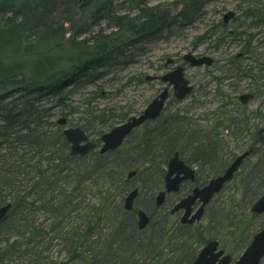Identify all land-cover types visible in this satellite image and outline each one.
Listing matches in <instances>:
<instances>
[{
	"label": "trees",
	"instance_id": "16d2710c",
	"mask_svg": "<svg viewBox=\"0 0 264 264\" xmlns=\"http://www.w3.org/2000/svg\"><path fill=\"white\" fill-rule=\"evenodd\" d=\"M213 1L179 0L173 15L146 0H93L90 14L80 0H0V207L13 203L0 224V264H145L154 259L153 240L141 237L146 231L138 230L135 210L123 208L131 189L124 174L138 169L140 190L148 186L154 195L174 152L184 154L188 144L198 149L193 122L163 115L117 151L73 157L52 107L40 106L38 99L57 96L59 113L72 123L65 88L102 80L114 65L133 60L127 48L192 24ZM245 12L254 24H264V15ZM103 21L106 29L92 30ZM218 28L213 25L211 33ZM130 115V108L93 115L101 124L95 141ZM82 127L91 134L89 123ZM248 184L260 195L264 174L252 175ZM39 210L48 211L53 221L39 222ZM150 215L147 230L155 221ZM182 229L174 224L172 232ZM166 230L162 226L158 235ZM212 237L223 244L219 234ZM250 238V233L242 238L240 249ZM206 241L203 234L201 242Z\"/></svg>",
	"mask_w": 264,
	"mask_h": 264
},
{
	"label": "rangeland",
	"instance_id": "374dc122",
	"mask_svg": "<svg viewBox=\"0 0 264 264\" xmlns=\"http://www.w3.org/2000/svg\"><path fill=\"white\" fill-rule=\"evenodd\" d=\"M146 1L150 7L161 6V8H168L173 15L179 11V7H174L175 3L179 0ZM93 7L94 2L92 0L88 4V14L93 10ZM263 7L264 0L213 1L205 6L204 12L206 14L196 19L193 24L185 27L174 26L171 30L165 31L159 39L127 48V54L131 53L133 55L132 61L114 65L104 75V78L95 84L80 88H65L62 95L67 97L66 105L69 106L67 109L70 108L72 111V116L70 117L72 123L70 122L69 125L82 127L83 124L89 123L93 128L89 135L92 139H95V131L101 128V124L93 121V115L101 113V110L114 109L120 112L127 111L130 108L131 113L138 114L145 109L165 86L161 81L146 82V75L161 76L164 74L171 68V66L165 67L169 58L174 59L178 64H184L183 55L186 53H193L197 56L207 55L216 59L221 67L229 64V60L243 51L247 47L246 43H250L249 50L252 62L257 58H261V61L264 62V24L254 27L252 26V22H250L251 19H247L244 17L245 13H242L243 10L249 9L262 10ZM231 10L236 12V17L227 26L226 35L222 36L225 37L220 42L223 45L215 47L213 40L217 39V37L210 35L211 33L208 34V32L211 31L213 24L222 21L224 14ZM106 25L107 23L103 21L93 27L92 30L95 32L100 29L104 30L106 29ZM105 31L106 34L110 33V30ZM229 31H233L235 34L229 36ZM67 38H69V35ZM185 76L194 85L193 93L181 102L170 100L167 103L164 115H174L179 112L180 116L191 119L194 125L193 128L199 130L204 125L202 121L198 120L202 103L204 101H212L211 108H216L225 101L222 94L228 95L229 98L230 95L231 98L233 95L235 97L236 94L234 93L236 90H234L235 92L231 91V85L236 83V79L232 78V71L230 70L225 71L206 67L193 68L189 65L186 66ZM215 77L219 80H216ZM38 95L39 93H35V96ZM260 100H262L261 97L253 101L249 108H255ZM56 101L57 96L52 95H46L38 99L40 106L52 107L51 113L54 115L53 119L55 122L63 116L59 113L63 107L57 106ZM148 127H154L153 123L148 125ZM104 130L106 129L104 128ZM193 149V145L185 147L183 156L185 159L191 161L190 165L192 167L202 171L200 165L203 161L198 163L193 160L197 157ZM220 152H222L220 160L227 162L230 155L224 154L227 151ZM256 158L257 156L255 155L248 161V164L255 162ZM207 175L208 179H211V177L217 176L218 174L209 171ZM244 177V170L237 174L234 181L209 206L201 226L197 224L195 229H182L179 233L170 230L176 222H179L181 215L168 216L166 221L165 215L169 214L173 200L182 197L184 194L181 196L172 195L164 207L158 208L155 206L154 199L162 189L163 184L154 195L148 186L143 188L137 200L136 208L144 209L149 214L153 212L155 221H153V225L141 237L153 240V246L157 251L154 259L148 260L147 264L151 262H157L159 264H191L194 257L204 246V244H201V237L203 234L210 232L219 234L222 237L224 247L238 253L233 256L236 260L244 250L242 249L240 251L242 238L247 233L253 234L264 224V215L257 216L251 213L250 208L253 203L247 202L252 198H245V189L242 182ZM124 179L127 181L126 185L130 188H141L139 177L127 180L126 174H124ZM128 192L129 190L124 194V199ZM65 213L67 215L69 209ZM37 218L39 222L46 224L53 221V217L46 210H39ZM162 226L167 228V232H164L163 235H158L159 230H162ZM178 236L182 238L178 239ZM57 254L64 257V253H59L58 250ZM260 264H264V259Z\"/></svg>",
	"mask_w": 264,
	"mask_h": 264
},
{
	"label": "water",
	"instance_id": "95a60500",
	"mask_svg": "<svg viewBox=\"0 0 264 264\" xmlns=\"http://www.w3.org/2000/svg\"><path fill=\"white\" fill-rule=\"evenodd\" d=\"M88 3L90 0H83ZM235 16L234 12H228L224 16V22L229 21ZM185 60L190 61L192 66H201L202 64H211L212 59L210 57L195 58L192 54H187ZM152 76H148L146 80H152ZM163 82L169 83L174 87V96L181 100L184 99L193 90V86L190 85L189 80L184 76L183 67H178L176 70L170 71L161 77ZM169 98V87H166L158 97H156L139 116L131 117L127 122L122 123L111 131L105 133L101 140L100 152L102 154L108 151L118 149L124 142V140L131 134V132L143 125L148 120L157 119ZM58 124L62 126L67 125V118L62 117L58 120ZM67 141L70 143V154L72 156H86L95 150L98 146L96 143L90 140L86 132L80 127H68L63 131ZM247 154L240 156L230 168L222 175L210 181L209 185L203 189L195 188L193 193L182 198L172 209V213L180 210H184V214L181 218L182 223L193 224L199 221L203 215L205 206L213 198V196L222 190L224 185L232 180L234 173L239 168L243 158ZM136 174V171H131L128 174L129 178H132ZM185 180H195V172L186 163L180 159L179 153H175L174 157L168 164V172L165 176V190L161 191L156 197L157 206H161L166 199L167 193H177L180 190L181 184ZM139 189H134L126 197L124 207L126 210H132L134 207V201L138 196ZM200 199L202 204L198 211L192 215V208L196 201ZM12 208V204L0 208V222L5 219L9 210ZM253 212L258 214L264 213V195L254 204L252 208ZM150 222L148 214L140 210L138 213V227L139 229H145ZM219 243L217 241H210L203 248L201 253L196 258L194 264H216L218 259L224 254L221 250L216 253ZM264 257V229L258 232L251 244L246 248L243 255L236 262V264H259ZM231 257L229 255L223 256L218 264H230Z\"/></svg>",
	"mask_w": 264,
	"mask_h": 264
},
{
	"label": "flooded vegetation",
	"instance_id": "af4514ba",
	"mask_svg": "<svg viewBox=\"0 0 264 264\" xmlns=\"http://www.w3.org/2000/svg\"><path fill=\"white\" fill-rule=\"evenodd\" d=\"M213 42L215 47L220 45L216 40ZM246 44L247 47L232 57L229 64L220 67L218 61L212 57L211 64L200 67L232 71V78L236 79V83L231 85V91L236 90L234 91L236 96L233 95L231 98L230 95L229 98L228 95L222 94L225 101L216 108H211L212 101H204L200 107L198 120L204 124L200 128V157L201 162L203 161L200 165L202 171H199L201 187L209 181L207 172L221 175L238 157L247 154L232 180L233 182L237 174L244 170L245 177L242 182L247 199L258 196L254 193L252 185L248 184L251 176L264 174V62L261 58L252 62L250 43ZM260 97L262 100L256 107L249 108L250 104ZM220 151H227L224 154L230 155L227 162L220 160L222 157ZM255 155L256 161L248 164ZM229 184L225 185L212 202L217 200Z\"/></svg>",
	"mask_w": 264,
	"mask_h": 264
},
{
	"label": "bare ground",
	"instance_id": "6f19581e",
	"mask_svg": "<svg viewBox=\"0 0 264 264\" xmlns=\"http://www.w3.org/2000/svg\"><path fill=\"white\" fill-rule=\"evenodd\" d=\"M67 26H68V25H66V27H67ZM67 36H68V35H67ZM69 36H70V34H69ZM128 139L131 140L132 138L129 137ZM128 139H127V140H128ZM127 140H126L125 142H127ZM132 140H134V139H132Z\"/></svg>",
	"mask_w": 264,
	"mask_h": 264
}]
</instances>
